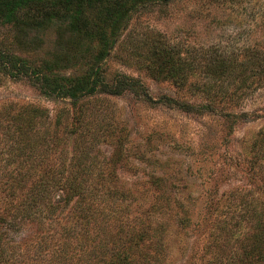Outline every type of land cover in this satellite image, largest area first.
<instances>
[{
  "label": "rangeland",
  "instance_id": "1",
  "mask_svg": "<svg viewBox=\"0 0 264 264\" xmlns=\"http://www.w3.org/2000/svg\"><path fill=\"white\" fill-rule=\"evenodd\" d=\"M94 1L47 0L19 10L12 22H0V52L51 77L85 76L98 65L108 82L128 76L146 91L133 87L122 95L101 93L75 103L47 95L30 75L14 78L0 68V177L34 167L67 174L74 167L71 158L79 156L80 169L92 175L87 185L145 193L146 202L159 185L187 204H210L205 229H184L171 221L164 264H215L217 257L239 255L250 234L262 230L259 223L264 225V81L229 102L203 70L188 71L189 81L180 87L155 80L146 67L155 40L187 60L217 53L246 59L248 47L264 52V0ZM116 8L120 15L112 14ZM118 16L115 25L121 28L112 30ZM78 19L105 25L110 42L115 39L113 50L104 56L101 41L77 28ZM194 82L199 88L191 87ZM239 82L233 81L228 93ZM204 83L215 86L210 96ZM170 98L194 107L211 100L213 105L185 112L169 104ZM71 123H79L75 133ZM50 198L62 200L55 213L44 207L34 219L0 220V264L60 263L55 257L64 247L62 237L77 226L63 194L53 192ZM108 223L97 219L96 228ZM73 261L82 264L77 257Z\"/></svg>",
  "mask_w": 264,
  "mask_h": 264
},
{
  "label": "trees",
  "instance_id": "2",
  "mask_svg": "<svg viewBox=\"0 0 264 264\" xmlns=\"http://www.w3.org/2000/svg\"><path fill=\"white\" fill-rule=\"evenodd\" d=\"M42 1L47 0H0V22H12V16L19 10ZM64 1L72 3L78 0ZM98 1L102 0H95L94 3ZM103 1L111 3L120 0ZM77 13L78 17L82 15L80 10H77ZM114 13L120 15L121 10L116 8L112 14ZM119 18L120 16L112 19L114 23L112 30H120L121 27L115 25ZM77 21V28L89 32L101 41L105 50L104 56L113 50L115 39L110 42L107 31L103 29L106 28L105 25H94L93 22L83 19ZM103 21L106 22V19L102 18L101 22ZM128 22L126 19L125 29ZM253 48L248 47L244 50L246 59L235 56L226 58L217 53L211 59L201 57L197 61L187 60L178 51H174L169 44H162L155 40L152 43L153 52L150 63L146 68L152 72L155 80L172 81L180 87L188 83L190 71L193 73L196 69L203 70L208 74V79L219 83L216 86L217 94L224 93V100L229 96L230 102L234 98L239 100L244 92L251 90L255 81H259V85L261 81H264V52ZM0 68L14 78L30 75L36 79L47 95L68 98L75 103L83 97L101 93L122 95L133 87L141 86L145 90L144 85L138 80L128 76H118L112 83L108 82L101 74L98 65L85 76L51 77L35 71L24 60L9 52H0ZM46 68L52 71L54 67L50 65ZM233 81H240V84L235 88L234 93H228V86H233ZM206 85L207 83H204V91L207 96H210V91L215 86ZM191 87L199 88V85L194 82L191 83ZM168 103L177 105L185 112L204 110L203 108H211L209 105H213L211 100L202 104L201 107H194L187 102L171 98L168 99ZM72 106L77 107V105ZM78 124L76 123V126L75 123L70 124L71 133H75ZM260 136H264L263 131ZM83 154L80 155L83 156ZM70 162L74 167L69 173L63 175L54 170L46 171L43 168L34 167L29 171L15 168L0 177V193H3V198L0 197V220L10 215L19 216L22 219H34V216L42 213L44 207L49 213H55L60 208L62 200L53 202L50 196L53 192L63 194V201L71 206L69 212L72 221H75L74 227L77 226V228L73 234H68V230L66 234L64 233L62 237L64 247L55 257V261L60 262L59 264H78L73 261L76 257L82 264H164L168 256L165 235L171 221L184 229L194 225L205 229L209 224L208 217H211L209 203L187 204L177 199L171 188L159 185L150 190L153 193V199L147 202L146 199L144 200L145 193L139 195L130 189L102 186L97 183L87 185L92 175L85 172V169H80L81 158L73 156ZM75 165L79 168L74 169ZM109 177L113 180L115 175L111 174ZM159 180L162 178L159 177ZM102 205H106L110 213H106V208L101 207ZM146 214L148 217L144 218ZM97 219H107L109 223L96 228ZM259 227L262 230L250 234V238L247 239L248 245L239 255L237 253L228 259L217 257L214 259L215 264H264L263 223L260 222ZM69 232H72V229ZM207 255L206 252L203 257ZM209 264L213 263L209 261Z\"/></svg>",
  "mask_w": 264,
  "mask_h": 264
}]
</instances>
